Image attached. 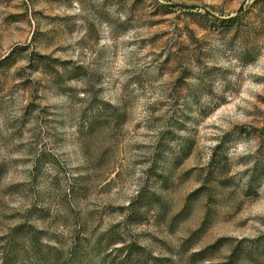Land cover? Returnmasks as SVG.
<instances>
[{
  "label": "rangeland",
  "instance_id": "rangeland-1",
  "mask_svg": "<svg viewBox=\"0 0 264 264\" xmlns=\"http://www.w3.org/2000/svg\"><path fill=\"white\" fill-rule=\"evenodd\" d=\"M0 264H264V0H0Z\"/></svg>",
  "mask_w": 264,
  "mask_h": 264
},
{
  "label": "water",
  "instance_id": "water-1",
  "mask_svg": "<svg viewBox=\"0 0 264 264\" xmlns=\"http://www.w3.org/2000/svg\"><path fill=\"white\" fill-rule=\"evenodd\" d=\"M161 4L164 5V6H166V7H170V8H181V9H184V10H196L197 9L196 7H190V6H177V5H170V4H164V3H161ZM245 4H246V2L240 7V9L238 10L237 14L241 13V11L244 8ZM202 10H203V12L206 15L211 16V17H213L215 19H220L218 17H215L213 14H211L207 10H205V9H202Z\"/></svg>",
  "mask_w": 264,
  "mask_h": 264
},
{
  "label": "trees",
  "instance_id": "trees-1",
  "mask_svg": "<svg viewBox=\"0 0 264 264\" xmlns=\"http://www.w3.org/2000/svg\"><path fill=\"white\" fill-rule=\"evenodd\" d=\"M162 8V7H161ZM164 10H167V7H163ZM237 18V17H236ZM233 18H230V19H224V20H220L219 22L222 23V24H226L228 23V21H232ZM235 20V19H234Z\"/></svg>",
  "mask_w": 264,
  "mask_h": 264
}]
</instances>
